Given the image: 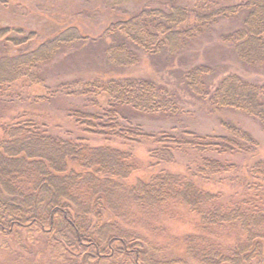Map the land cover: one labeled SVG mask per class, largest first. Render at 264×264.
Returning a JSON list of instances; mask_svg holds the SVG:
<instances>
[{
	"label": "trees",
	"instance_id": "16d2710c",
	"mask_svg": "<svg viewBox=\"0 0 264 264\" xmlns=\"http://www.w3.org/2000/svg\"><path fill=\"white\" fill-rule=\"evenodd\" d=\"M122 1L97 0L91 9L73 10L57 23L43 19L34 28L0 27L1 107L32 96L39 103L55 95L74 98L65 107L74 130L53 131L25 112L0 121V251H9L15 264H187L160 258L161 248L143 232H164L166 221L183 220L177 211L183 207L193 215L185 224L191 230L176 240L192 262L264 264V158L245 165L233 160L256 154L257 141L232 123H221L225 132L218 134L179 126L155 134L134 118H179L188 112L185 91L194 105L233 110L264 129V80L220 73L221 67L206 62L186 65L172 88L150 78L114 76L50 86L43 74L60 54L71 57L93 46L106 63L121 68L137 64L140 54L162 53L170 63L224 18L239 26L222 40L239 65L264 77V0H137L127 11ZM101 5L105 10H98ZM99 14L105 21L95 32L82 27ZM77 15L79 20L69 19ZM39 24L46 26L44 35ZM79 44L83 49L73 51ZM142 140L153 144L149 167L174 164L180 152L198 156L182 171L161 168L127 182L139 166L130 148L116 143ZM242 172L246 179L230 195L204 185L236 184Z\"/></svg>",
	"mask_w": 264,
	"mask_h": 264
},
{
	"label": "rangeland",
	"instance_id": "374dc122",
	"mask_svg": "<svg viewBox=\"0 0 264 264\" xmlns=\"http://www.w3.org/2000/svg\"><path fill=\"white\" fill-rule=\"evenodd\" d=\"M136 1L137 0H123L121 9L127 11L134 8L133 6ZM96 2L97 0H0V27L4 25L25 27L26 25L27 27L34 28L37 22L42 23L44 20H48L49 23H57V21H63L73 10H78L83 6L91 9L95 4H99ZM42 4L45 5L41 7L40 5ZM106 6H112V4L108 3ZM106 6L101 5L98 10H105ZM103 16H105V14L102 16L99 14V17L95 16V18L86 20L87 23L83 24L82 27H87L90 33L95 32L94 30L99 28L105 21L102 18ZM80 18L81 15H77V17H70L69 19L79 20ZM238 26L239 22L236 20L224 18L217 20L211 28L203 31L201 35L188 44L186 49L180 54L179 60L177 59L178 61L175 59L170 63L167 62L165 54L162 53L153 57L140 54L137 64L121 68L106 63L103 60L101 50L97 46L91 47L88 49L89 51L85 53L80 52L77 54L79 51L75 52L76 55L71 57H66L65 53L67 52H64L55 58L53 62L43 67L45 83L54 86L62 81L71 80L76 77L82 79L100 76L102 78L108 76L121 78L145 77L155 80L156 82L165 83L172 88L173 84L178 80L176 73L181 72L186 65L200 62H206L221 67V69H219L220 73L237 72L249 79L258 78V80L263 81L264 77L259 75L258 77L254 72L239 65L232 54L230 45L222 40V35L229 33ZM38 27L42 31L41 34L44 35L45 31L43 28L46 26L44 27L43 24H39ZM109 41L110 37H104V42L108 43ZM83 45L84 44H79L77 48L72 50H82L84 47ZM220 77L221 75L219 78ZM28 89L29 88H27V90ZM177 90L181 92L180 89ZM28 92H32L34 95H40L43 90L41 88H30ZM184 92H181L184 94L181 95V100L184 103V108L188 112L183 113L179 118L178 116L162 118L150 115H138L134 118L142 124L146 132H153L155 134L163 130H168L172 126L185 127L201 134H218L225 132L224 128L221 127V123H232L247 131L258 143L257 151H255L256 154H239L233 157V160L245 165L249 164L254 158H264V129L254 119L248 118L233 110L214 111L209 105H194L190 95ZM32 99L33 96L28 99L21 98L20 102L14 100L15 103L13 104H7L5 107L0 106V121H10L20 112H25L27 115L34 117L40 122L46 123L53 131L62 132L61 130L70 127V124L65 118V107L72 102L71 100L74 99L73 97L55 95L47 103L35 102ZM99 100L101 102L104 101L102 98H99ZM70 129L74 130V127L71 126ZM92 141L93 143L102 142L99 138H93ZM116 145L130 148L139 166V170L134 173L127 182H132L135 177L146 179L151 173L161 168L175 172L182 171L185 163L189 159L198 156L197 153L193 151L180 152L174 164L149 167L147 151L153 146L150 141L142 140L139 143H132L129 146L120 145L119 143H116ZM245 179L244 173L242 172L241 179L236 184L222 181L212 183L211 185H204L213 190L221 189L224 194L230 195L234 193L236 189L241 188L240 184ZM177 211L183 216V220L166 221L163 224L166 229L164 232H149L145 230H143V232L149 236V241H152L157 247L161 248L160 258H182L187 264H196L187 257L181 242L176 240L177 237L191 230V226L185 224L189 219L193 218V215L183 207L178 208ZM10 257H12V254L9 251H0V264H15L10 260Z\"/></svg>",
	"mask_w": 264,
	"mask_h": 264
}]
</instances>
